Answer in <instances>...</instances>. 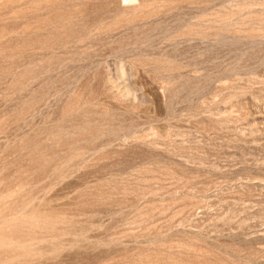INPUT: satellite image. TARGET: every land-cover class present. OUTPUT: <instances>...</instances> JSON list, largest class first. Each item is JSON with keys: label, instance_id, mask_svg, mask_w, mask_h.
I'll use <instances>...</instances> for the list:
<instances>
[{"label": "rangeland", "instance_id": "374dc122", "mask_svg": "<svg viewBox=\"0 0 264 264\" xmlns=\"http://www.w3.org/2000/svg\"><path fill=\"white\" fill-rule=\"evenodd\" d=\"M0 264H264V0H0Z\"/></svg>", "mask_w": 264, "mask_h": 264}]
</instances>
